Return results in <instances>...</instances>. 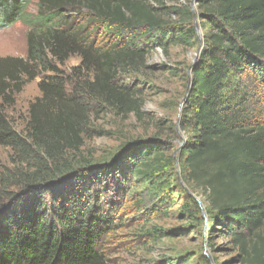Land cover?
<instances>
[{"label": "trees", "instance_id": "obj_1", "mask_svg": "<svg viewBox=\"0 0 264 264\" xmlns=\"http://www.w3.org/2000/svg\"><path fill=\"white\" fill-rule=\"evenodd\" d=\"M168 1L39 0L32 15L33 0H0V30L29 28L26 62L0 73V146L13 164L0 177V264H113L107 240L169 217L176 191L190 218L225 226L244 264H264V0ZM196 22L200 53L170 139L158 129L110 161L84 160L93 115L144 121L127 77L159 48L196 45ZM18 71L43 75L21 130L4 107Z\"/></svg>", "mask_w": 264, "mask_h": 264}, {"label": "rangeland", "instance_id": "obj_2", "mask_svg": "<svg viewBox=\"0 0 264 264\" xmlns=\"http://www.w3.org/2000/svg\"><path fill=\"white\" fill-rule=\"evenodd\" d=\"M174 1L167 3L172 5ZM38 2L33 0L28 11L30 14H36ZM73 13L68 12L69 15ZM28 33V26L21 22L0 30V73L22 68L20 61L25 63L27 60ZM199 43L197 35L196 45L174 46L169 57L159 48L148 58L147 69L138 76L127 77L126 80L143 100L144 121H139L134 114L127 118L110 112L93 115L95 135L86 141L82 158L92 159L95 163L110 161L125 144L136 146L140 140L155 139L158 129L163 130L162 139L169 140L171 127L174 124L177 127L180 120L193 61L200 53ZM78 64L79 59L72 58L61 68L67 72ZM42 77L32 80L29 75L18 71L16 80H5L11 87L7 91L10 99L4 100V107L17 130L24 128L30 104L41 96L38 84ZM184 138L178 130V147ZM12 167L10 150L0 146V177ZM199 193L198 200L205 203V195L201 191ZM175 198L174 205L170 210L168 208L169 217L140 221L133 227L121 229L107 240L113 264H244L239 249L223 224H213L206 216L199 221L190 218L182 209L186 204L183 194L176 191ZM147 233L152 236L140 238Z\"/></svg>", "mask_w": 264, "mask_h": 264}, {"label": "water", "instance_id": "obj_3", "mask_svg": "<svg viewBox=\"0 0 264 264\" xmlns=\"http://www.w3.org/2000/svg\"><path fill=\"white\" fill-rule=\"evenodd\" d=\"M195 7H196V4H192V8H193V10L195 9ZM196 31H197V35H198V38L200 39V41L202 42V36H201V31H200V28H199V26H198V23L196 22ZM197 58H198V56L194 59V61H193V64L195 65V63L197 62Z\"/></svg>", "mask_w": 264, "mask_h": 264}]
</instances>
